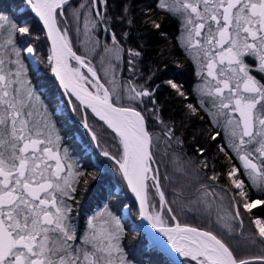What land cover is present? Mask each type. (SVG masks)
I'll return each instance as SVG.
<instances>
[{
	"label": "snow or ice",
	"instance_id": "snow-or-ice-1",
	"mask_svg": "<svg viewBox=\"0 0 264 264\" xmlns=\"http://www.w3.org/2000/svg\"><path fill=\"white\" fill-rule=\"evenodd\" d=\"M107 3V0H100ZM67 0H27L31 9L43 20L52 38L54 55L49 57V63L55 61L52 71L60 78L65 89L71 87L78 99L92 108V111L107 122L115 130L123 144V156L120 160L115 157V163L127 179L131 190L140 199L141 214L153 225L164 223L161 212L167 201L164 192L159 191L162 201L160 212L149 214L148 173L152 154L149 146L152 137L145 127V117L134 107H117L111 102L110 93L103 85V95L89 92L78 83L84 79L78 70L67 67V56H73L83 66L84 60L71 52L66 36L57 27V9H62ZM83 7V5L81 6ZM161 8L169 12L181 13L184 16V28L187 33L189 47L203 50L207 58V74L215 81L206 83L204 90L207 95L214 97L212 106L217 112L211 113L227 116L226 109L238 113L239 119H229V125L234 124L232 136L238 138L233 142L237 153L242 145H259L256 152L264 156V112L257 116L255 110L259 105L264 110V83L250 74L253 70L245 63L246 56L255 57L258 70L264 73V0H161ZM97 15L99 10L97 9ZM7 25V38L0 48L10 46L8 55L14 54L16 70H6L5 59L0 57V264H129L120 247L121 226L119 220L105 210L89 221L92 231L83 237V245L77 246L78 237L72 223L73 208L66 198L75 201L77 188L74 184L80 181L76 177L84 176L82 172L68 171L65 173L64 161L68 158L67 150L61 155L58 134L55 126L46 118L42 123L29 119L34 107L30 102L39 100L29 86L23 98H18L19 89L12 85L20 83L21 87L28 81L19 78L25 71L20 60L21 49L16 46L14 37L29 34V28L18 26L8 17L0 15V29ZM153 27L159 29L160 24L153 21ZM116 41L115 34L112 36ZM29 54L34 49H25ZM139 56V52L133 53ZM35 59V57H34ZM36 71H40L36 62ZM88 71L96 75L92 68ZM15 76L16 79H10ZM178 94L183 96L180 86L173 81L167 82ZM135 92V89H130ZM151 97L147 90L135 92L132 99ZM26 101L29 102L26 104ZM204 100L200 101L203 106ZM193 113L198 108L187 105ZM207 110V109H205ZM259 129L255 130V125ZM85 127L88 125L85 123ZM93 140L96 134L88 128ZM219 133L212 136L215 139ZM54 137V138H53ZM248 138L247 140L245 138ZM259 138V139H257ZM201 152L204 150L201 149ZM223 151V146H221ZM103 156L109 153L104 151ZM244 167L250 169L254 183L259 179V188L264 189V162L254 163L249 155H240ZM208 165L205 163L204 165ZM67 168L71 170L72 164ZM238 169L233 167L228 175L239 191V195L247 199V193L242 191L244 181L236 179ZM158 172V169L156 170ZM88 175H91L90 173ZM212 180L217 176L213 175ZM153 187H158L157 175L151 177ZM71 181V182H70ZM85 187L88 180L84 179ZM257 205H264V200L245 202L242 207L251 211ZM171 213L172 208L167 207ZM239 215V208L236 210ZM100 219V227L96 221ZM175 219V217H173ZM114 223L115 227H105ZM242 223V221H241ZM259 230V236L264 237V220L254 221ZM161 232L168 236L176 250L185 257H191L198 264H253V260L238 258L232 249L222 239L209 231H201L190 226L160 227ZM90 245L91 247H86ZM114 253L117 255L114 256ZM264 264V257L254 258Z\"/></svg>",
	"mask_w": 264,
	"mask_h": 264
},
{
	"label": "trees",
	"instance_id": "trees-1",
	"mask_svg": "<svg viewBox=\"0 0 264 264\" xmlns=\"http://www.w3.org/2000/svg\"><path fill=\"white\" fill-rule=\"evenodd\" d=\"M94 1L100 4L97 7L99 15L92 0H70L61 9L62 14L57 11V23L59 26L64 23L69 46L95 71L102 84L110 91L111 100L142 112V98H131L128 83L126 50L130 44L128 29L131 0H107L106 4L100 0ZM1 5L2 12L11 15L18 26L29 28V34L16 35L14 39L16 46L21 49L19 58L27 65L25 78L41 99L37 107L38 113H42V110L46 112L47 120L56 125L62 141L75 140L77 145L82 143L86 145V149L89 148L85 156H82L78 146L69 145L74 149L73 153L80 156L77 171L85 174L76 178L80 182L74 184L77 188L74 194L75 201L70 197L66 198L67 203L73 208L70 215L77 237L83 233L87 215L103 205L119 220L121 246L126 259L135 264H179L172 257L155 249L141 231L132 227L133 223L138 222L135 200L126 186L118 164L111 159L122 158L121 140L104 126L99 118L92 116L88 108L80 106L77 100L58 86L55 78L51 76L49 45L43 34L42 25L26 0H2ZM143 5V0H137L134 11L136 24L140 27L138 31L141 40L152 45L153 48L149 52L153 62L172 65L179 58L176 45L169 36L170 30H174V21L167 18L160 23L159 29L153 28V24L151 27H143L142 19L146 13L143 12ZM87 12L94 21V26L87 31L88 36L83 32V24L88 19ZM113 34L116 37L115 42L112 39ZM28 45L34 49L32 55L39 62V72L24 54V49ZM69 61L72 66H78L73 57H70ZM111 70L114 71L113 76L109 73ZM83 73L86 75V71L83 70ZM140 81L139 79L136 81L139 88L142 86ZM113 83L116 84L118 96L112 94ZM183 100L182 97L180 100L174 98L166 104V108L175 114L176 124L172 131L174 134L171 133L163 139L151 132V151L154 165L156 170L158 169L154 175L158 176L159 186L167 201L166 206L172 208L170 214L165 206L161 217L167 224L172 223V217H175L180 224L188 223L209 230L227 243L238 258L253 260V264H261L254 258L264 257V237L259 236L254 221L257 218L264 220V205H257L251 211L244 209L242 205L252 199L264 200V189H252L244 175L237 171L235 178L244 181L242 191L247 193V199L239 195L240 190L235 188L233 178L228 175L233 167L238 166L237 158L224 157L216 141L218 137L212 139V132L207 131L208 127L204 126V123L196 127L190 124L192 116L185 108ZM56 106L61 109L58 113L54 110ZM59 115L65 118L58 119ZM62 120L65 121L64 124ZM85 123L96 134L95 140L85 127ZM201 149L204 151L201 152ZM104 151L109 153L108 157L102 155ZM91 155L94 156L92 159L86 158ZM205 163L207 167L204 166ZM89 173L91 175H88ZM213 175L217 176L216 180L211 179ZM84 179L88 180L86 187L83 184ZM147 184L149 212L150 214L160 212L162 201L158 190L153 187L151 178ZM123 206H126L127 213L122 210ZM235 206L236 209L239 208L238 216ZM179 258L182 264H198L197 261L184 256Z\"/></svg>",
	"mask_w": 264,
	"mask_h": 264
},
{
	"label": "flooded vegetation",
	"instance_id": "flooded-vegetation-1",
	"mask_svg": "<svg viewBox=\"0 0 264 264\" xmlns=\"http://www.w3.org/2000/svg\"><path fill=\"white\" fill-rule=\"evenodd\" d=\"M92 1L94 7L100 6L98 2H95L94 0ZM136 3L137 0H131L130 2V29H128V41L130 44L128 50H126L128 52V83L129 93L134 92L130 89H135V92L141 91L143 89L152 93L151 97H142L141 108L143 111L141 112L137 109L145 117L146 129L148 130L150 135L152 132V134H157L163 139L166 138L167 135L170 136L171 133H173V126L176 124L174 121L176 120L175 114H172V112H170L168 108H166V104L168 101H171L174 98H178L180 100L182 97L184 99V106L187 110H189L187 107L188 104H192L194 107H197L199 109L195 114H193L189 110L192 116L190 124L196 127L198 124L204 123V126L206 125L208 127L207 131L212 132L211 137L216 133H219V135L216 136L218 137L216 141L219 144L220 148L221 146H223L224 157L230 158V156H233L234 158H237L236 161L238 162V166L236 168L241 174H244L243 168L238 161L237 153L232 151L228 130L231 125L227 123V121L231 118L235 120L239 119V114L232 113L230 109H226L225 112H228V115H217L215 117L216 122H213L214 117L211 113L217 112V109L212 106L214 97H210L207 95L206 91L204 90V85L206 83H209L210 85L214 84L215 81L207 74V58L203 55V50L197 49L192 56L188 54L187 50L179 44L178 37H180V33L182 31V28H180V17H178L179 14L169 12L167 8H161V0H143L144 5L142 9L144 13L146 12L142 19L143 27H151L153 21L160 24L162 21L167 20V18H170L174 21V30H170L169 36L176 45L178 52L177 54L179 57L178 60H175L172 65H166L165 62H161L160 64L159 62H153L150 58L149 52L153 47L148 42L146 43L141 40V34L138 31L140 27L136 24L134 14ZM1 4L2 0H0V15L2 14ZM1 31L2 29H0V44H2ZM135 52H139L140 55H133V53ZM1 56L2 48H0V57ZM245 63L253 69L250 74L261 83H264V73H261L258 70L259 61L255 57L246 56ZM138 79L141 80L140 82L142 83V86L140 88L136 86V81H138ZM168 81H173L177 85H179L180 90L184 93V95H179L177 90L173 89L167 83ZM201 100H204L203 106L200 105ZM59 111L60 110H57V112ZM261 112H264V110L260 109L258 105L255 113L257 116H260ZM260 117L264 118V116ZM235 138L236 137H234V139ZM60 143V146L63 145L64 147L68 148L69 145L76 144V141L68 140V142H65L61 140ZM78 146V148H82V150L80 151L81 155L85 156L89 148L86 149V145L82 143H78ZM150 152L151 154H153L151 151V144ZM71 155H75V157H77L75 162H78L79 164L80 156L78 157V155L73 152L71 153ZM149 163L150 167L153 169L152 172L156 173L154 158H152ZM252 189L255 188L252 187Z\"/></svg>",
	"mask_w": 264,
	"mask_h": 264
},
{
	"label": "rangeland",
	"instance_id": "rangeland-1",
	"mask_svg": "<svg viewBox=\"0 0 264 264\" xmlns=\"http://www.w3.org/2000/svg\"><path fill=\"white\" fill-rule=\"evenodd\" d=\"M94 9H95V11L98 9L97 8V6H95L94 7ZM179 14V16L178 17H180V25H181V27L180 28H182V31H181V33H180V37H178L179 38V44L182 46V47H184L186 50H187V53L188 54H190L191 56L193 55V53L197 50V48H194V47H189V44H188V40H187V33H186V29L184 28V16H183V14H181V13H178ZM1 15H3V16H6V17H8L11 21H13L12 20V18H11V15H8L7 13H3L2 12V14ZM87 21H85V24H83V32L85 33V35L86 36H88V32L87 31H89L93 26H94V21L92 20V18H90L89 17V12H87ZM14 22V21H13ZM15 23V22H14ZM7 25H5V27L2 29V31H1V33H2V44L4 43V40L7 38ZM60 29H61V31L64 33V36H66V34H65V32H66V27H65V25H64V23H61L60 24ZM80 33H82V32H80ZM83 36V35H82ZM28 47H31L30 45H28L26 48H28ZM25 48V49H26ZM25 49H24V54H25V56H27V58H28V61L33 65V66H35L36 65V58L34 59V56L32 55V54H29L27 51H25ZM10 52V46H7V47H5V48H2V56L1 57H3L4 59H5V68H6V70H11L13 73L15 72V70H16V65L15 64H10V63H8V61L9 60H15L16 58L14 57L15 55L14 54H11V55H8L7 53H9ZM23 63V62H22ZM86 64V63H85ZM23 65H24V69H25V71L27 70V65H26V63L24 62L23 63ZM68 65H70V67H69V69L70 70H78V72H79V74L81 75V76H83L84 77V79H81V80H79L78 81V83H80V85H84V87L86 88L87 87V89H89L91 92H93V93H96V94H103V89H99V91H98V86H99V84H97V81H95L90 75H88L87 74V72H86V75L83 73V70L84 71H86V69H83V68H81L79 65L78 66H72L71 64H70V61H69V64ZM87 65V64H86ZM25 71L22 73V75H21V77L19 78L21 81H27V79L25 78V76H26V74H25ZM114 72V71H113ZM112 72V70H111V72H109L110 73V75H112L113 76V73ZM10 79H16L15 78V76L13 75L12 77H10ZM100 80V79H99ZM113 81V80H112ZM101 84H102V82H101ZM104 85V84H103ZM113 85V87H112V90H113V93L112 94H114L115 96H118V94H117V91H116V84H112ZM30 85L29 84H25L23 87H21V84L20 83H16V84H13L12 85V88L13 89H19V93H18V98H23L24 97V95H25V93H26V89L29 87ZM105 86V85H104ZM32 88V87H31ZM105 88H106V86H105ZM33 89V88H32ZM107 90H108V88H106ZM33 91L35 92V94H36V96H38V94L36 93V91L33 89ZM108 92L110 93V91L108 90ZM131 93H134V92H131ZM135 95V93L134 94H131V96L133 97ZM110 98H111V94H110ZM41 101V99H40V97H39V100H33V101H31L30 103L34 106V107H32L31 109H28V110H31V111H33V116L32 117H30L29 119H32V120H35L36 122H38V123H42L43 122V120H44V118H46V117H48V115L46 114V112H43V110L41 111L42 113H43V115L44 116H42V113H38V109H37V107H39L38 106V104H39V102ZM27 103H29V102H27L26 101V104ZM60 105V104H59ZM58 105V106H59ZM58 106H56V108L54 109L55 110V112L57 111V110H59L60 109V107H58ZM64 106V105H63ZM61 110V109H60ZM58 113V112H57ZM41 115V116H40ZM59 118L58 119H64L63 117H61L60 115L58 116ZM261 118V117H260ZM47 119V118H46ZM233 121H235V119H233V118H231ZM51 124H53L54 126H55V134H58L59 135V137H60V140H59V146H60V142H61V140H62V138H61V135L58 133L59 131H58V128L56 129V125L53 123V122H50ZM62 123L64 124L65 123V121L63 122V120H62ZM233 127H234V124H232L230 127H229V136H230V143H231V148H232V151H234L235 153H237V151L235 150V148H234V146H233V142L234 143H238L239 141H238V138L236 137L235 139H234V137L232 136V129H233ZM259 129V125H258V123L255 125V130H258ZM76 136H77V134H76ZM54 138V137H53ZM246 140L248 139L247 137L245 138ZM257 139H259V138H257ZM75 146H78L77 144H74ZM79 147V146H78ZM77 147V148H78ZM259 147V145L257 144V143H255V142H253L251 145H242L241 146V152H239V153H237V156H238V161L240 162V165L242 166V168H243V171H244V177H245V179H246V182H249V184L253 187V188H255V189H258L259 187L257 186L259 183H260V181H259V179H256V181H255V183H254V179H253V177L252 176H250L249 175V173L251 172V170L250 169H246L245 167H244V163H243V161H241L240 159H239V156L240 155H244L245 153H247L248 155H249V158L250 159H252L253 160V162L254 163H257L258 165H261L262 164V162H264V156H262L260 153H258V152H256L255 151V149L256 148H258ZM65 150H67V156H68V158L64 161V163H65V173L64 174H67L68 173V171H72V172H77V169H76V167H77V163L75 162V160H76V158L77 157H75V155H71V153L74 151V149L72 148V146L70 147V146H68V148L67 147H64L63 145L62 146H60V152H61V155L63 156L64 155V151ZM81 151L82 149H80V148H78V151ZM92 157H94V156H87L86 158L87 159H92ZM68 164H72L73 165V168L71 169V170H69L68 168H67V165ZM118 167H119V165H118ZM77 178V177H76ZM238 179V178H237ZM71 182V181H70ZM254 200H256V199H253V200H249V201H247V202H251V201H254ZM245 203V202H244ZM126 206H123V211L124 210H126V208H125ZM105 207L102 205L101 207H97V208H95V209H93L92 210V212L90 213V214H88L87 215V217H86V220H84L85 221V228H84V230H83V233L81 234V236L78 238V240H77V246H81V245H83V237H84V235L85 234H88V233H90L91 231H92V229H90L89 228V221L93 218V217H96L97 216V214H99V213H104L105 212ZM156 213V212H155ZM123 217V216H122ZM100 219H107V216H104V217H102V218H99V219H97L96 221H94V223H96V225H97V228H99L100 227ZM261 219V218H260ZM105 227H108L110 230L111 229H113L114 227H115V224L114 223H112V224H110V225H106ZM120 239H121V237H120ZM119 243H120V247L122 248V246H121V240H119ZM86 247H89L90 248V246H86ZM115 255H117L116 253H114V256ZM182 255V254H181ZM127 261L129 262V264H135L134 262H132L131 260H128L127 259Z\"/></svg>",
	"mask_w": 264,
	"mask_h": 264
},
{
	"label": "water",
	"instance_id": "water-1",
	"mask_svg": "<svg viewBox=\"0 0 264 264\" xmlns=\"http://www.w3.org/2000/svg\"><path fill=\"white\" fill-rule=\"evenodd\" d=\"M68 1H70V0H67V3H68ZM26 2H27V0H26ZM34 2H35V0H34ZM66 3V4H67ZM65 4V5H66ZM65 5H63V7L65 6ZM29 6V8H31L30 7V5H28ZM62 7V8H63ZM59 10V13H61L62 12V10L61 9H57V11ZM31 11L33 12V14H35L36 15V17H37V19L39 20V22H40V24L42 25V27H43V31H44V33L43 34H45V37H46V39H47V42H48V44L47 45H49V55L50 56H53L54 55V52H53V43H52V38H51V36L49 35V33H48V29H47V26L46 25H44V23H43V20L31 9ZM62 14V13H61ZM56 20H57V18H56ZM57 27L60 29V26L58 25V23H57ZM61 30V29H60ZM61 34L62 35H64V33L61 31ZM68 46H69V44H68ZM70 47V46H69ZM70 49H71V52L72 53H75V55L76 56H79L78 54H76V52H75V50H73L71 47H70ZM70 57H73V56H71V55H68L67 56V67H68V69H69V67H70V65H68L69 64V59H70ZM80 57V56H79ZM74 58V57H73ZM75 59V58H74ZM75 61H76V64H78L81 68H83V69H86V72H87V74L88 75H90L95 81H97V84H99V85H103V84H101V81L99 80V78H98V76H97V74L95 75V76H93L92 75V73L91 72H89L88 71V68H90L88 65H87V67H85V66H83L82 64H80V62L79 61H77L76 59H75ZM53 67H55V61H52L51 62V72H52V75L51 76H53L54 78H55V80L57 81V83L59 84L58 86H60L64 91H66V93L67 94H69V96H71L72 98H74L75 100H77V102L80 104V106H82L83 108H88V110L93 114L92 116H95L97 119L99 118V120L104 124V126H106L108 129H110L113 133H115L117 136H118V138H119V140H121V138H120V136H119V134L118 133H116L115 132V130L114 129H112L111 127H109L108 126V124H107V122L106 121H104V120H101L100 119V117L99 116H97L96 115V113H94L93 111H92V108L90 107V106H88L87 104H85L83 101H81L80 99H78L77 98V96H76V94L74 93V92H72V89H71V87H69L68 89H65L64 88V86L61 84V82H60V78L52 71V68ZM80 84V83H79ZM85 88V87H84ZM103 88H105V86L103 85ZM86 89H87V87H86ZM89 92H91L89 89H87ZM93 93V92H92ZM94 95H96V93H93ZM101 95H103V94H101ZM111 102L115 105V106H117V107H130V106H124V105H120V104H116V103H114L112 100H111ZM137 110V109H136ZM138 111V110H137ZM140 112V111H139ZM146 127V126H145ZM122 144V143H121ZM122 147H123V144L121 145ZM149 150H150V146H149ZM123 151H124V149H123ZM123 156V155H122ZM123 175V174H122ZM154 175V172H149L148 173V176H149V178H151L152 176ZM123 178H124V181H125V183H126V186H127V188H128V190H129V192L131 193V195H132V198L135 200V204H136V208H137V210H138V222H137V224H135V223H133L132 224V227H134L137 231H141L144 235H145V237H146V239H147V241L150 243V244H152L154 247H155V249H158L161 253H163V254H165V255H167V256H170V257H172L176 262H178L179 264H182V262H181V260H180V258L179 257H182L183 255H179V254H177L176 252H177V250H176V248L173 246V244L171 243V241L168 239V236L167 235H165V233L164 232H161L159 229H160V227H174L175 226V224L176 223H178V221H177V219H173V217H172V223H170V224H167V222L166 223H163V224H161V225H156V226H154L153 225V222L152 221H150V220H148L147 218H145V216H143L142 214H141V206H140V199L135 195V193H133L132 192V190H131V187L129 186V184H128V182H127V179L124 177V176H122ZM146 183H147V181H146ZM157 188V190H158V193H159V191H162L161 190V188H160V186L158 185V187H156ZM165 200V199H164ZM168 206H166V208H167ZM236 206H235V212H236ZM148 212H149V208H148ZM149 214H150V212H149ZM171 214V213H170ZM237 214V213H236ZM180 224V223H179ZM181 226H190V227H194V228H198V229H200L201 231H209V230H206V229H203V228H200L199 226L197 227V226H191V225H188V223L187 224H180ZM210 232V231H209ZM214 234V233H213ZM215 235V234H214ZM217 236V235H216ZM218 237V236H217ZM219 239H221L220 237H218ZM185 257V256H184ZM187 258H190V259H192L191 257H187Z\"/></svg>",
	"mask_w": 264,
	"mask_h": 264
},
{
	"label": "bare ground",
	"instance_id": "bare-ground-1",
	"mask_svg": "<svg viewBox=\"0 0 264 264\" xmlns=\"http://www.w3.org/2000/svg\"><path fill=\"white\" fill-rule=\"evenodd\" d=\"M80 82V81H79ZM83 87H84V85H83ZM177 254H179V255H181V253H179L178 251L176 252Z\"/></svg>",
	"mask_w": 264,
	"mask_h": 264
}]
</instances>
